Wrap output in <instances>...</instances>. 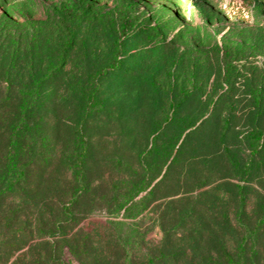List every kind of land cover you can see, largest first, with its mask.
Segmentation results:
<instances>
[{
    "label": "rangeland",
    "instance_id": "rangeland-1",
    "mask_svg": "<svg viewBox=\"0 0 264 264\" xmlns=\"http://www.w3.org/2000/svg\"><path fill=\"white\" fill-rule=\"evenodd\" d=\"M133 1L141 19L137 31L122 48L129 73L120 77L123 79L117 87L105 85L106 95L114 103L107 117L89 123L87 163L91 179L109 183L116 177L137 175L140 165L136 151L149 146L154 124L169 113L173 104L186 98L163 142L176 140L178 120L187 114L202 112L210 119L188 143L182 163L162 189L173 193L193 185L197 196L207 202L213 194L222 201L214 209L207 203L216 218L228 215L239 232L241 221L257 224L264 213V159H255V172L244 181L230 169L226 148L218 145L217 138L223 119L233 113L234 132L238 134L230 135L227 148L237 160L247 155L240 139L256 121L250 115L252 90H261L264 104V15L243 0H205L199 5H194V0ZM74 2L79 14L74 25L75 42L57 82L49 87L29 118L42 133L40 150L30 169V187L35 194L47 197L50 220H67L57 206L70 200L74 186L63 164L79 119V101L72 85L85 72L96 70L113 52L119 21L116 0ZM64 3L0 0V76L27 78L30 71L44 69L57 56L66 35ZM225 39L236 43L238 55L236 74L229 82L220 63ZM30 47L35 53H30ZM10 98L6 117L0 115V122L5 124L17 121V98ZM206 100L210 103L205 107L202 101ZM260 120L264 122V115ZM6 132L0 138V161L6 154ZM237 183L244 186L246 196L245 214L240 221L234 215L237 203L233 198L228 200L234 197L232 190ZM92 197H84L72 208L75 225H62L64 240L49 237L51 231L47 229V238L53 244L47 249V264H148L151 257L158 262L160 259V264H214V260L216 264L219 257L207 251V246L195 252L183 240H164L158 225L149 231L141 249H121L105 209ZM263 241L255 240L254 258L260 264L264 263Z\"/></svg>",
    "mask_w": 264,
    "mask_h": 264
},
{
    "label": "trees",
    "instance_id": "trees-1",
    "mask_svg": "<svg viewBox=\"0 0 264 264\" xmlns=\"http://www.w3.org/2000/svg\"><path fill=\"white\" fill-rule=\"evenodd\" d=\"M116 1L119 21L113 52L96 70L85 72L71 89L79 101V119L73 130L70 152L64 157L63 164L73 178L74 186L70 200L57 206L67 220L47 219V197L35 194L30 187V169L40 150L42 133L31 125L29 118L49 87L57 82L65 57L75 42L74 25L79 14L74 0H65L64 3L66 35L60 42L57 56L44 69L30 71L27 78L0 76V92H4L0 94V115H4L3 119L6 117L7 105L12 100L10 97L14 95L17 98V121L10 124L0 122V138L8 132L6 154L4 161H0V264H47V249L53 247L47 238V229L51 231L49 237L64 240L66 233L62 225L68 223L74 227L76 217L72 208L80 205L81 200L88 195L93 196L92 200L97 206L105 209L108 223L116 232L123 250L141 249L149 231L158 225L164 233V240H183L195 252L202 249L203 245L207 246V251L219 257L216 264H260L254 258L257 251L255 240H264V213L257 224L239 222L242 227L239 232L233 227L228 215L218 219L215 212L210 213L208 204L214 209L219 205L218 202L222 203L216 194L207 202L202 196H197L193 185L185 191L173 193H166L162 189L172 179L174 169L182 163L188 143L210 119L202 112L187 114L178 120L176 140L163 142L162 137L178 119L179 111L187 102L186 98L173 104L169 113L154 124L149 146L136 151L140 165L137 175L116 177L109 183L91 179L87 163L89 123L94 118L107 117L111 110L114 102L111 96L106 95L104 87L108 83L117 87L123 79L120 77L128 75L122 48L124 42L137 31L141 19L133 0ZM204 1L194 0L193 4L199 5ZM243 2L264 15V0ZM236 48L235 42L223 40L220 63L228 82L236 74ZM29 51L35 53L31 47ZM251 98L250 115L256 121L242 132L240 139L247 155L237 160L227 148L230 135L238 134L234 132L236 121L233 113L223 119L217 138L218 145L226 148L230 169L244 181L254 174L255 159H264V122L260 120L264 115V104L261 90H252ZM209 103L207 100L202 101L205 107ZM23 150L27 153L26 157L22 156ZM193 181H198L197 176H194ZM234 187L232 192L235 195L229 196L228 200L234 199L237 203L234 215L240 221L242 214H245L246 196L244 186L237 183ZM204 191L208 193V190ZM148 261V264L161 263L160 259L158 262L152 257Z\"/></svg>",
    "mask_w": 264,
    "mask_h": 264
}]
</instances>
